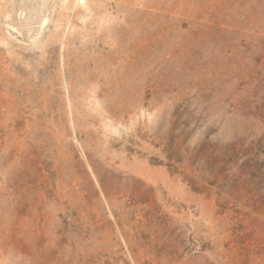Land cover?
Returning a JSON list of instances; mask_svg holds the SVG:
<instances>
[{
	"label": "rangeland",
	"instance_id": "rangeland-1",
	"mask_svg": "<svg viewBox=\"0 0 264 264\" xmlns=\"http://www.w3.org/2000/svg\"><path fill=\"white\" fill-rule=\"evenodd\" d=\"M264 0H0V264H264Z\"/></svg>",
	"mask_w": 264,
	"mask_h": 264
},
{
	"label": "trees",
	"instance_id": "trees-1",
	"mask_svg": "<svg viewBox=\"0 0 264 264\" xmlns=\"http://www.w3.org/2000/svg\"><path fill=\"white\" fill-rule=\"evenodd\" d=\"M260 46H261V51H264V40H262L261 42H260ZM263 70H264V64H263ZM260 78H264V75L262 76L261 75V77Z\"/></svg>",
	"mask_w": 264,
	"mask_h": 264
}]
</instances>
